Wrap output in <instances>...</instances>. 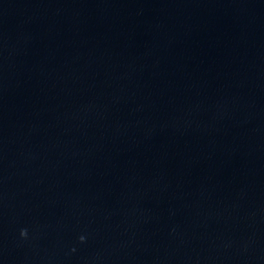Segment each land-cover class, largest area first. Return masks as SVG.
Masks as SVG:
<instances>
[{"label": "clouds", "instance_id": "clouds-1", "mask_svg": "<svg viewBox=\"0 0 264 264\" xmlns=\"http://www.w3.org/2000/svg\"><path fill=\"white\" fill-rule=\"evenodd\" d=\"M21 234H22V235H25L26 233L22 231V233H21Z\"/></svg>", "mask_w": 264, "mask_h": 264}]
</instances>
